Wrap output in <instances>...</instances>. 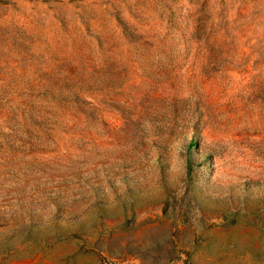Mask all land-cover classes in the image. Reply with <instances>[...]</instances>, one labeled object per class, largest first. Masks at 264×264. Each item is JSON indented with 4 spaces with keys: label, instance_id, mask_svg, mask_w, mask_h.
<instances>
[{
    "label": "rangeland",
    "instance_id": "374dc122",
    "mask_svg": "<svg viewBox=\"0 0 264 264\" xmlns=\"http://www.w3.org/2000/svg\"><path fill=\"white\" fill-rule=\"evenodd\" d=\"M229 241L264 264V0H0V264Z\"/></svg>",
    "mask_w": 264,
    "mask_h": 264
},
{
    "label": "crops",
    "instance_id": "0c3cea01",
    "mask_svg": "<svg viewBox=\"0 0 264 264\" xmlns=\"http://www.w3.org/2000/svg\"><path fill=\"white\" fill-rule=\"evenodd\" d=\"M227 251L229 252L227 255L226 254H221L218 256V262L214 261L215 264H232V248H231V244L229 241L228 247H227ZM227 256V258H225ZM247 264H251L250 260H247Z\"/></svg>",
    "mask_w": 264,
    "mask_h": 264
}]
</instances>
